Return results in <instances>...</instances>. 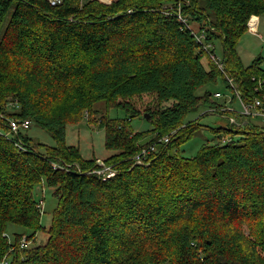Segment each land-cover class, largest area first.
<instances>
[{
  "label": "trees",
  "instance_id": "trees-1",
  "mask_svg": "<svg viewBox=\"0 0 264 264\" xmlns=\"http://www.w3.org/2000/svg\"><path fill=\"white\" fill-rule=\"evenodd\" d=\"M106 1L0 0V114L29 119L57 141L35 143L31 126L20 134L22 151L0 134V264H264V125L214 129L215 143L183 157L176 146L202 127L187 121L190 113L235 116L200 90L221 78L229 86L165 8L177 0ZM182 1L190 21L221 44L227 72L251 101L264 60L246 67L238 45L251 17L264 15V0ZM100 103L126 118L101 113ZM146 115L152 129L135 132L132 121ZM84 118L105 130L114 152L105 163L116 175L107 181L92 173L98 158L66 144L68 125ZM39 186L58 206L47 242L22 248L23 237L34 244L43 229ZM13 225L29 233L12 240Z\"/></svg>",
  "mask_w": 264,
  "mask_h": 264
},
{
  "label": "rangeland",
  "instance_id": "rangeland-1",
  "mask_svg": "<svg viewBox=\"0 0 264 264\" xmlns=\"http://www.w3.org/2000/svg\"><path fill=\"white\" fill-rule=\"evenodd\" d=\"M92 0H84V2H88ZM115 1V0H108ZM107 2V1H106ZM184 3V1L181 0ZM175 4V3H174ZM174 4L165 5L167 7H172ZM259 28L256 34H252L247 32L240 40L238 45V53L242 58L244 65L247 67L253 63L254 60L258 58H262L264 60V15L259 18ZM6 26V24H5ZM217 55L222 57V46L219 44L216 45ZM208 55L203 59V63L206 67H208ZM210 59V58H209ZM264 67V61L262 62ZM206 90L216 93L218 91H222L228 93L229 90L225 87L223 79L219 80V83L214 86L210 85L207 88L200 90L199 93H204ZM12 99L9 98V101ZM8 101V102H9ZM221 104L224 103V100H218ZM237 108H240L239 105H236ZM98 110L106 114L107 110L105 109V104L100 103L97 106ZM210 110L205 108H200L198 111L192 112L187 116V121L198 119L200 124L202 125L201 129H199L190 140L181 146H176V150L180 152L183 157L192 158L199 154L202 147L206 144H213L216 142V133L214 129L218 128H230L229 122V114L224 116H220L217 114H208L204 116V113ZM110 118L113 119H124L126 118V114L121 109H110L107 113ZM252 123L258 125H264L263 119H253L251 117L246 118ZM150 120V119H148ZM145 119L135 118L132 121V126L135 132H144L152 129V124ZM29 137L33 139L35 143H41L47 146H56L57 141L52 137V135L39 128L36 125H33L30 131L28 132ZM151 139V137L146 138V140ZM66 144L68 146H75L80 149L81 155L84 159L90 160L92 158H98L100 160L105 161L108 157L113 155L114 152L109 151L106 148L105 144V130L101 128L99 125H91L87 119H82L77 124H71L67 127V135H66ZM97 159V160H98ZM35 196L38 201H44V211L41 216L42 230H40L37 234L36 243H32V245H40L47 242L49 236L45 230H49L51 227V223L53 220V212L58 206V200L53 195V191L47 187L39 186L35 190ZM29 233V231L20 226H11L10 227V235L11 239L13 237V233ZM13 240V239H12Z\"/></svg>",
  "mask_w": 264,
  "mask_h": 264
},
{
  "label": "built area",
  "instance_id": "built-area-1",
  "mask_svg": "<svg viewBox=\"0 0 264 264\" xmlns=\"http://www.w3.org/2000/svg\"><path fill=\"white\" fill-rule=\"evenodd\" d=\"M49 2L53 6H56L61 4L63 0H49ZM171 10V14L176 15L177 21L182 24L183 28L187 29V31L190 32L194 40L201 46L203 52L208 55L210 60L223 74V77L225 78L229 86V92L225 93L222 91H218L214 94V97L217 100H224L222 107L223 111H230L231 113L235 114V116H231L229 118L230 124L235 126L246 125L249 122V120H247L246 118L249 117L253 119L264 120V81L260 78V80L256 77L253 78L254 81H257V87L255 88L257 96L251 101L246 102L242 91L238 88L236 79L227 72L226 64L224 63L222 57H219L217 55V48L215 44L212 41L208 40L207 31L201 29L198 25L191 22L189 17L184 14V4L183 2H181V0H177L176 4L172 6ZM168 14L170 15V13H167L166 15L168 16ZM259 22V17H251L248 22V29L250 33L256 34L258 32ZM236 105H239L240 108H237ZM18 108L19 106L15 99H11L7 104V110L10 113H14ZM0 118L6 121L7 128V130L0 129V134L6 139L13 141L15 146L19 150L24 151V149H27L23 139L20 138V134L30 129L32 126V122L29 119H22L14 116L7 117L4 114H0ZM230 141V137L224 139V142ZM163 142L166 144L170 143V137H166ZM155 150V147H151V149H144L141 155L138 156L137 164H143L144 158H146L151 152ZM73 166H76L78 168L77 173L84 174L77 164L72 165L70 163H54L52 165L54 170H64L67 172H73ZM95 167L96 168L92 171V173L100 176L103 181H107L116 175L115 170L111 166L107 165L103 160L98 159ZM38 208L43 213V200L39 201ZM30 244L31 242L28 241L26 237H23L21 241V247L27 248L30 246ZM2 264H8V262H3Z\"/></svg>",
  "mask_w": 264,
  "mask_h": 264
},
{
  "label": "water",
  "instance_id": "water-1",
  "mask_svg": "<svg viewBox=\"0 0 264 264\" xmlns=\"http://www.w3.org/2000/svg\"><path fill=\"white\" fill-rule=\"evenodd\" d=\"M147 120L149 119V115H146Z\"/></svg>",
  "mask_w": 264,
  "mask_h": 264
},
{
  "label": "bare ground",
  "instance_id": "bare-ground-1",
  "mask_svg": "<svg viewBox=\"0 0 264 264\" xmlns=\"http://www.w3.org/2000/svg\"><path fill=\"white\" fill-rule=\"evenodd\" d=\"M167 10V9H166ZM169 13H170V11H169ZM170 16V15H169Z\"/></svg>",
  "mask_w": 264,
  "mask_h": 264
}]
</instances>
